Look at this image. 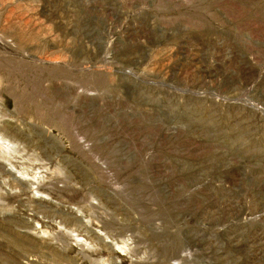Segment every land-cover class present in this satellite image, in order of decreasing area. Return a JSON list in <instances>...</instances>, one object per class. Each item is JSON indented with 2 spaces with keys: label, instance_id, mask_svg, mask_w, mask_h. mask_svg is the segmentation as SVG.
I'll use <instances>...</instances> for the list:
<instances>
[{
  "label": "rangeland",
  "instance_id": "374dc122",
  "mask_svg": "<svg viewBox=\"0 0 264 264\" xmlns=\"http://www.w3.org/2000/svg\"><path fill=\"white\" fill-rule=\"evenodd\" d=\"M0 264H264V0H0Z\"/></svg>",
  "mask_w": 264,
  "mask_h": 264
}]
</instances>
